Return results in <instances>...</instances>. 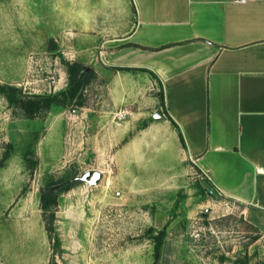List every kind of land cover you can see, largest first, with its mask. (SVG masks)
I'll list each match as a JSON object with an SVG mask.
<instances>
[{
	"label": "rangeland",
	"instance_id": "1",
	"mask_svg": "<svg viewBox=\"0 0 264 264\" xmlns=\"http://www.w3.org/2000/svg\"><path fill=\"white\" fill-rule=\"evenodd\" d=\"M76 4L0 0V264H264V233L202 189L206 173L134 168L121 149L138 127L86 123L82 107L109 106L102 77L78 100L61 93L78 62L61 42ZM62 178L72 188L43 209V189Z\"/></svg>",
	"mask_w": 264,
	"mask_h": 264
},
{
	"label": "crops",
	"instance_id": "2",
	"mask_svg": "<svg viewBox=\"0 0 264 264\" xmlns=\"http://www.w3.org/2000/svg\"><path fill=\"white\" fill-rule=\"evenodd\" d=\"M76 1L64 54L102 77L109 104L82 107L86 123L124 112L134 168L198 181L197 168L264 233V0H121L123 17L118 0Z\"/></svg>",
	"mask_w": 264,
	"mask_h": 264
},
{
	"label": "trees",
	"instance_id": "3",
	"mask_svg": "<svg viewBox=\"0 0 264 264\" xmlns=\"http://www.w3.org/2000/svg\"><path fill=\"white\" fill-rule=\"evenodd\" d=\"M67 72H68V85L66 90L61 92L63 95L71 98V99H79L82 97L83 91L90 84L93 76V72L88 70L83 64L79 62H73L67 64ZM160 103L161 106L164 107V95L163 92L160 94ZM36 105V104H35ZM34 110V109H33ZM201 185V184H200ZM202 189L205 190L204 186ZM72 188V183L67 182L65 178L59 180H51L48 183L46 189H43L41 193V206L43 209H48L50 207H54L58 202V195L60 191H67ZM157 254L159 253L160 242L162 239V235L157 236Z\"/></svg>",
	"mask_w": 264,
	"mask_h": 264
},
{
	"label": "water",
	"instance_id": "4",
	"mask_svg": "<svg viewBox=\"0 0 264 264\" xmlns=\"http://www.w3.org/2000/svg\"><path fill=\"white\" fill-rule=\"evenodd\" d=\"M155 117L159 118L160 117V113H157L155 115ZM101 176H102V173L100 171H95V172L88 171L82 176V179L85 180V181H88L91 184H96L101 179ZM202 183H203L204 188L209 193H211L215 197H219L218 192L215 190V188L208 181L205 180Z\"/></svg>",
	"mask_w": 264,
	"mask_h": 264
},
{
	"label": "built area",
	"instance_id": "5",
	"mask_svg": "<svg viewBox=\"0 0 264 264\" xmlns=\"http://www.w3.org/2000/svg\"><path fill=\"white\" fill-rule=\"evenodd\" d=\"M126 117V114L124 112H118L116 115H115V119L117 121H123Z\"/></svg>",
	"mask_w": 264,
	"mask_h": 264
}]
</instances>
